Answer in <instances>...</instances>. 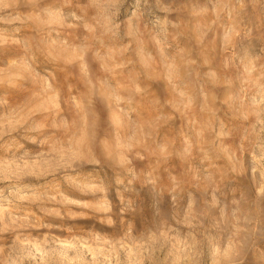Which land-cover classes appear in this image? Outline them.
<instances>
[{"label": "rangeland", "instance_id": "1", "mask_svg": "<svg viewBox=\"0 0 264 264\" xmlns=\"http://www.w3.org/2000/svg\"><path fill=\"white\" fill-rule=\"evenodd\" d=\"M0 264H264V0H0Z\"/></svg>", "mask_w": 264, "mask_h": 264}]
</instances>
